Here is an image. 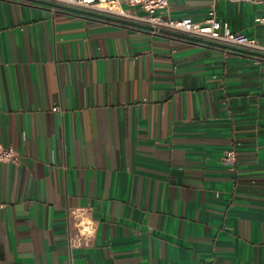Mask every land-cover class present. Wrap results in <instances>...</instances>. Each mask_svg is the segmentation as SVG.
Instances as JSON below:
<instances>
[{
  "label": "crops",
  "instance_id": "1",
  "mask_svg": "<svg viewBox=\"0 0 264 264\" xmlns=\"http://www.w3.org/2000/svg\"><path fill=\"white\" fill-rule=\"evenodd\" d=\"M262 1L160 14L213 11L264 43ZM251 52L0 0V140L19 154L0 161V264H264V53ZM76 209L96 231L69 250Z\"/></svg>",
  "mask_w": 264,
  "mask_h": 264
},
{
  "label": "built area",
  "instance_id": "2",
  "mask_svg": "<svg viewBox=\"0 0 264 264\" xmlns=\"http://www.w3.org/2000/svg\"><path fill=\"white\" fill-rule=\"evenodd\" d=\"M68 7L84 9L122 17L137 23L149 25L154 31H170L184 34L193 40L218 45L237 47L248 51L264 53V43L245 33L233 31L229 25L220 21L210 11L202 22L189 17L170 18L160 14L167 9L169 0H43ZM124 3V5H123ZM135 9L141 11L137 13ZM264 9V1H262ZM264 24V14L257 18ZM19 154L11 146L0 140V161L15 163ZM222 161L233 168L236 161V150L230 148L222 155ZM74 218V230L67 235L66 245L69 250L88 247L95 235L96 223L86 209H76L70 213Z\"/></svg>",
  "mask_w": 264,
  "mask_h": 264
},
{
  "label": "water",
  "instance_id": "3",
  "mask_svg": "<svg viewBox=\"0 0 264 264\" xmlns=\"http://www.w3.org/2000/svg\"><path fill=\"white\" fill-rule=\"evenodd\" d=\"M37 1H39V2H41L43 4H46V5H50L52 7L60 8V9L74 11V12H78V13H81V14L90 15V16H93V17H99V18H103V19L119 22V23H122V24H125V25L134 26V27L141 28V29L153 30V28L151 26H149V25L137 23V22H134V21H129V20H126V19L116 18V17L110 16V15H107V14H102V13H98V12H94V11H88V10H84V9L68 7V6H64V5H60V4H56V3H52V2H48V1H41V0H37ZM168 32H170V31H168ZM170 33H173V32H170ZM188 38L193 39L191 37H188ZM251 53H253V52H251Z\"/></svg>",
  "mask_w": 264,
  "mask_h": 264
}]
</instances>
